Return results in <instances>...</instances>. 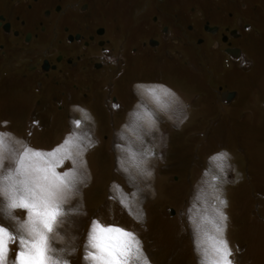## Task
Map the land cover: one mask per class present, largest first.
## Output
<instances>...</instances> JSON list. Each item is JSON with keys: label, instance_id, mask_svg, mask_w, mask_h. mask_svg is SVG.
Masks as SVG:
<instances>
[{"label": "rangeland", "instance_id": "obj_1", "mask_svg": "<svg viewBox=\"0 0 264 264\" xmlns=\"http://www.w3.org/2000/svg\"><path fill=\"white\" fill-rule=\"evenodd\" d=\"M240 1L259 33L241 59L228 63L210 42L198 44L199 34L178 38L177 26L179 42L159 49L170 52L148 55L139 43L143 58L112 66L107 95L109 105L118 98L115 109L104 106V96L87 110L63 112L50 103L33 112L39 96L24 95L28 83L0 57V223L30 238L20 229L28 211L12 209L15 219L6 217L3 190L24 178L15 168L26 150L51 151L71 135L77 163L56 167L71 173L73 185L47 234L52 264H97L89 243L94 222L135 234L143 255L129 264H212L221 213L232 264H264V0ZM171 3L176 14L201 2ZM220 86L236 91L235 99L222 101ZM26 163L45 165L40 158ZM10 249L13 264L18 241Z\"/></svg>", "mask_w": 264, "mask_h": 264}, {"label": "flooded vegetation", "instance_id": "obj_2", "mask_svg": "<svg viewBox=\"0 0 264 264\" xmlns=\"http://www.w3.org/2000/svg\"><path fill=\"white\" fill-rule=\"evenodd\" d=\"M193 1L201 3L189 11L178 8L175 14L171 0H0V57L28 83L22 88L24 95L39 96L33 112L50 103L63 112L68 107L87 110L104 96V106L114 108L118 98L112 96L109 105L107 95L112 94V66L143 58L139 43L155 56L170 52H159L165 42L175 44L178 38L199 34L198 44L210 42L229 63L234 58L228 50H240L243 57L246 47L259 38L246 2ZM173 15L177 24L170 23ZM190 18L198 21L197 27L186 23ZM177 26L183 31L173 39Z\"/></svg>", "mask_w": 264, "mask_h": 264}, {"label": "snow or ice", "instance_id": "obj_3", "mask_svg": "<svg viewBox=\"0 0 264 264\" xmlns=\"http://www.w3.org/2000/svg\"><path fill=\"white\" fill-rule=\"evenodd\" d=\"M149 91L154 90L149 89ZM73 123L78 127L81 121L75 120ZM71 143L72 136L69 135L62 144L51 151L26 150L24 156L18 161L15 174L22 175L24 178L13 181L3 190V195L8 200L9 211L6 217L15 219L10 210L26 209L28 219L20 225V229L30 238H25L24 235L17 237L10 227L0 223V264H8L10 245L17 241L19 250L13 264H52L47 255V234L53 230L56 219L60 215V206L67 195L65 188L73 185V181L68 179L71 173H58L56 167L65 160H71L73 164L77 163L69 150ZM77 147L80 152L84 151L79 145ZM225 155L220 154L216 159H222ZM32 158H40L45 161V165L26 163V160L31 161ZM8 179H12L11 173ZM220 220L221 225L217 227V231L221 233V237L212 242V253L215 257L212 264H232L231 248L228 241L223 238V221L226 220L223 213L220 214ZM89 243L97 249L96 253H90L97 264H129L133 255L137 258L143 255L140 241L134 233L119 227H104L98 222L93 223ZM203 251L207 256L208 249Z\"/></svg>", "mask_w": 264, "mask_h": 264}, {"label": "water", "instance_id": "obj_4", "mask_svg": "<svg viewBox=\"0 0 264 264\" xmlns=\"http://www.w3.org/2000/svg\"><path fill=\"white\" fill-rule=\"evenodd\" d=\"M232 55L239 56L240 50H228ZM236 91H231V92H222V100L223 101H231L235 96H236Z\"/></svg>", "mask_w": 264, "mask_h": 264}, {"label": "bare ground", "instance_id": "obj_5", "mask_svg": "<svg viewBox=\"0 0 264 264\" xmlns=\"http://www.w3.org/2000/svg\"><path fill=\"white\" fill-rule=\"evenodd\" d=\"M240 53L241 54H239V56H236V55H233V58L235 59V60H237V59H240L241 57H242V51H240ZM223 90H221V92H222ZM221 94V93H220ZM236 97V96H235ZM235 97L233 98V99H235ZM232 99V100H233ZM227 103H229L230 101H226Z\"/></svg>", "mask_w": 264, "mask_h": 264}, {"label": "crops", "instance_id": "obj_6", "mask_svg": "<svg viewBox=\"0 0 264 264\" xmlns=\"http://www.w3.org/2000/svg\"><path fill=\"white\" fill-rule=\"evenodd\" d=\"M241 59V58H240Z\"/></svg>", "mask_w": 264, "mask_h": 264}]
</instances>
